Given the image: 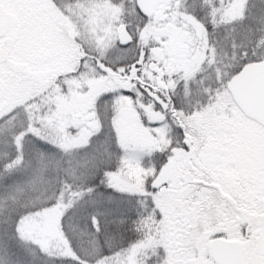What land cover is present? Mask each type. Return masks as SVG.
<instances>
[{"label":"snow or ice","instance_id":"snow-or-ice-1","mask_svg":"<svg viewBox=\"0 0 264 264\" xmlns=\"http://www.w3.org/2000/svg\"><path fill=\"white\" fill-rule=\"evenodd\" d=\"M0 264H264V0H0Z\"/></svg>","mask_w":264,"mask_h":264}]
</instances>
